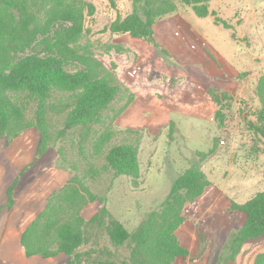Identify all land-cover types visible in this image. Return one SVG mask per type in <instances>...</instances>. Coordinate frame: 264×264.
I'll return each instance as SVG.
<instances>
[{
  "label": "rangeland",
  "instance_id": "obj_1",
  "mask_svg": "<svg viewBox=\"0 0 264 264\" xmlns=\"http://www.w3.org/2000/svg\"><path fill=\"white\" fill-rule=\"evenodd\" d=\"M25 1L40 21L51 5L82 12L84 30L78 49L93 62L71 58L57 48V33L72 19L52 22L24 49L11 48L10 62L30 55L56 56L67 73L105 69L116 77L120 92L81 142V128H76L65 142H54L37 156L39 135L33 128L10 142L0 138V164L7 168L10 180L21 181L14 189L20 202L31 196V206L38 211L51 191L93 166L97 176L88 180L91 190L106 197L111 214L130 231L160 206L179 174L196 166L211 184L188 206V218L176 232L190 259L172 264H214L228 234L244 221L242 212L230 209L231 202L240 204L264 191V137L249 127L264 89V0H210L211 14L205 18L176 0L177 10L154 23L153 37L159 47L108 29L116 17L131 12V0ZM2 9L19 15L18 8L4 0H0ZM139 59L145 64L141 77L128 82L126 72ZM206 88L213 90L215 99ZM49 119L58 126L62 118L51 115ZM120 143L137 148L135 178H112L106 167L105 154ZM60 148L73 169L60 158ZM197 152H203V158ZM98 207L97 200L88 203L83 217L88 219ZM95 240L114 250L117 258L128 255L104 234L92 235L83 249L94 246ZM263 252L264 237L244 244L228 264H255V256ZM68 260L58 255L44 264Z\"/></svg>",
  "mask_w": 264,
  "mask_h": 264
},
{
  "label": "trees",
  "instance_id": "obj_2",
  "mask_svg": "<svg viewBox=\"0 0 264 264\" xmlns=\"http://www.w3.org/2000/svg\"><path fill=\"white\" fill-rule=\"evenodd\" d=\"M4 1L15 5L19 15L5 9L0 11V138L10 142L33 128L39 135L37 156H42L54 142H65V137L76 128H81L78 141L85 140L120 92L116 77L105 69L67 73L56 56L30 55L14 64L10 62L11 48L24 49L38 32L48 29L58 19L73 20L70 26L57 33L58 50L71 58L93 62L87 52L78 49L77 43L84 30L82 12L51 5L45 9V18L40 21L37 12L32 11L25 0ZM177 1L190 7L200 18L211 14L210 0ZM131 4V12L116 17L108 29L159 47L153 37L154 23L177 10L176 0H131ZM215 21L219 22V19ZM96 64L100 65V62L96 60ZM144 65L139 59L129 67L127 81L132 83L136 76L141 77ZM205 91L216 98L213 90L206 88ZM51 115H60L61 124H53L49 119ZM249 127L256 135L264 137V89L259 93V106ZM173 129L171 122L170 133ZM129 131L137 133L136 130ZM81 149L79 155L82 156ZM197 153L203 158V152ZM58 154L74 168L61 148ZM105 161L112 178L121 175L135 178L139 174L137 148L131 143L112 145L105 154ZM96 176V169L89 166L85 175L74 174L65 185L48 195L44 207L21 233L20 243L27 257L53 258L61 254L69 258L66 264H172L186 263L190 259L189 250L180 243L176 232L188 218V206L211 184L200 168L190 166L179 174L160 206L145 215L130 231L111 214L106 197L91 190L88 180L95 181ZM14 185L7 191L9 202ZM95 200L99 202L97 211L85 219L82 210ZM230 209L242 212L244 221L228 234L214 264L234 261L244 244L264 237V191L240 204L232 201ZM101 234L106 235L107 241L116 249L128 250V255L117 258L114 250L96 240L94 246L83 249L90 243L92 235L97 238ZM254 261L264 264V252L257 254Z\"/></svg>",
  "mask_w": 264,
  "mask_h": 264
},
{
  "label": "crops",
  "instance_id": "obj_3",
  "mask_svg": "<svg viewBox=\"0 0 264 264\" xmlns=\"http://www.w3.org/2000/svg\"><path fill=\"white\" fill-rule=\"evenodd\" d=\"M5 169L7 168L0 164V264H44L51 258H42L37 255L27 257L20 243V236L30 221L44 207L46 199L38 211L31 206L34 203L31 196L23 203L20 202L14 189L21 181L18 182L17 177L10 180L8 174H5ZM12 184L15 185L12 200L9 202L7 191Z\"/></svg>",
  "mask_w": 264,
  "mask_h": 264
}]
</instances>
